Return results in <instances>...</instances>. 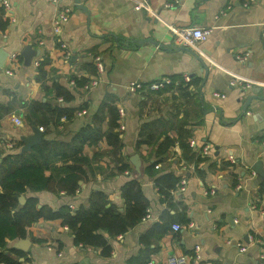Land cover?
<instances>
[{
    "label": "crops",
    "instance_id": "obj_1",
    "mask_svg": "<svg viewBox=\"0 0 264 264\" xmlns=\"http://www.w3.org/2000/svg\"><path fill=\"white\" fill-rule=\"evenodd\" d=\"M10 1L9 13L0 6V23L6 26L0 28V53L2 49L8 52L0 67V108L9 104L13 108L0 116V151L12 149L23 135L33 133L24 104L87 105L84 115L75 114L60 124L52 120L48 126L35 125L49 139L70 141L83 125L96 123L95 113L106 96L112 95L116 105L126 110L119 152L127 157L132 170L109 175L116 167L108 153L101 160L102 167L108 168L106 174L97 171L96 178L81 180L76 194L48 190L29 194L37 196L41 205L58 209L69 204L76 209L89 206L93 190H104L113 202L126 208L121 189L138 177L150 201L152 218L112 238L110 256H104L101 248L76 243L71 230L55 219H41L29 226L27 237L10 240L8 247L26 252L25 264H147L149 260H166L171 254L197 253L200 258L194 264H264V175L253 168L261 160L264 170V0L249 6L242 0H180L175 6L167 5L173 0H148L150 10L137 9L134 0H80L79 5L76 0H65L73 11L59 35L53 29L57 8L49 0ZM169 24L205 26L213 31L205 41L179 45ZM63 43L73 53L70 59ZM28 45L40 50L30 64L23 53ZM246 50H250L248 59L240 61L238 53ZM98 55L105 65L102 81L85 90L76 79L88 82L98 75ZM186 74L201 81L198 86L191 85L190 97L180 104L171 101L166 105L171 89L147 88L158 78H185ZM133 81H140L145 89L131 91L128 85ZM44 84L52 91L57 84L71 91L74 99L66 101L55 92L48 93ZM251 94L260 97L244 109ZM159 96L165 101L161 99L156 107ZM179 112L180 117L187 113L191 138L199 147L204 142L212 144L209 156L189 161L179 141L159 157L155 146L137 147L144 121ZM16 115L22 117L19 125L14 121ZM102 127L104 131L109 128L107 119ZM170 134L177 137L179 133L171 129ZM100 149L108 151L110 147L100 142L86 146L85 152L93 156ZM135 153L141 157L140 172L131 161ZM156 160H160L156 167L163 173L173 171L187 179L185 191L170 192L175 205L160 194L155 178L145 173ZM155 223H167L168 228L162 234L155 230L149 242L143 241ZM174 223L182 227L175 230ZM23 239L29 241L27 247H22ZM239 242L245 243L247 250H240Z\"/></svg>",
    "mask_w": 264,
    "mask_h": 264
},
{
    "label": "trees",
    "instance_id": "obj_2",
    "mask_svg": "<svg viewBox=\"0 0 264 264\" xmlns=\"http://www.w3.org/2000/svg\"><path fill=\"white\" fill-rule=\"evenodd\" d=\"M0 26L1 29L6 28L3 22ZM43 63L40 66V79L44 75ZM173 80L178 85L168 84V88L159 91L177 87L181 97L188 98L191 85L198 86L201 81L199 78L186 81L184 76H175ZM76 82L77 85H84L87 81L82 78L76 79ZM44 88L48 93L52 91L46 84ZM54 88L55 91L52 92H55L56 96H62L66 101L74 99L71 91L61 89L57 84ZM115 102L112 95L106 96L95 113L96 123L83 125L70 141L49 139L45 137L44 132L42 141L33 145L30 150L21 151L24 141L20 139L12 149L0 151V263L25 264L21 257L27 260V253L17 247H8L9 241L27 237L28 227L41 219L60 220L71 230L76 243L101 248L104 256H110L112 253L110 243L112 238L124 234L142 221L150 201L138 177L127 181L121 189L126 208H121L113 202L104 190H93L89 197V206L81 205L76 209L69 204L58 209L48 204L40 206V199L29 194L43 190L76 194L81 187V180L96 178L97 171L106 174L108 168L102 167L101 160L108 153L113 156L112 160L116 167L111 168L109 175L132 170L127 157L119 152L123 142L122 131L119 130L120 114ZM24 105L26 120L32 126H48L52 120L55 124H60L62 116L71 119L76 111L87 106L84 104L79 107L59 106L41 101H32ZM12 108L10 104L2 105L0 116L10 112ZM179 114L180 112L168 118L159 116L144 121L139 131L137 147L140 149L145 145L155 146L156 155L159 157L165 155L176 141H179L189 161H201L204 156L198 155L189 144L192 130L188 128L187 113L182 117ZM105 119L109 122V128L104 131L102 123ZM171 129L178 130L177 137L170 134ZM100 142H106L110 149L108 151L100 149L93 156L85 152L86 146L98 145ZM159 161L150 162L145 168V173L155 178L160 194L164 195L169 203L174 204L170 192L177 187L182 178L173 171L163 173L156 167ZM22 195L26 197L24 203L20 199ZM167 228V223H155L142 240L149 242L148 239L155 230L162 234Z\"/></svg>",
    "mask_w": 264,
    "mask_h": 264
},
{
    "label": "built area",
    "instance_id": "obj_3",
    "mask_svg": "<svg viewBox=\"0 0 264 264\" xmlns=\"http://www.w3.org/2000/svg\"><path fill=\"white\" fill-rule=\"evenodd\" d=\"M51 3H53L56 8L57 12L56 15L54 16L53 19V29L56 35H59L62 31L63 25L66 21L71 16V13L73 11V7L67 3H65V0H49ZM135 1V7L137 9L144 8L147 10H150V5L148 3V0H134ZM257 0H242V4L244 6H249L251 3L256 2ZM180 3V0H173L172 2L168 3L167 5L169 6H175ZM0 6L4 9L5 13H9L12 10V3L10 0H0ZM168 27L174 32L175 34V42L179 45H194L199 42L207 40L213 29L211 27H205V26H185V27H176L173 26L172 24H169ZM3 37H6V33H2ZM262 38L264 40V30L262 31ZM63 47H66V58L70 59L72 57V51L67 48V44L63 43ZM250 54V50H246L244 53H238L237 58L240 61H245L248 59ZM16 54L12 55V58H16ZM96 64L98 67V75L95 76L93 79L90 81L86 82L83 87L85 90H91L92 88L96 87L97 85L100 84L102 81L101 75L105 72V65L102 61V58L100 55L95 56ZM9 73H11V70H8ZM191 76L189 74L185 75V80L186 81H191ZM240 80H246L244 78H240ZM173 79L171 77H162L158 78L152 82H150L147 85V88L152 89V90H158L163 87H165L168 84H172ZM73 84L76 85V82L73 81ZM128 88L131 91H139V90H144L145 86L143 83L140 81H133L128 85ZM216 95H219V93H215ZM63 98L60 97V100ZM119 109V114H120V126L119 130H123L125 127L124 123H122V119L126 114V110L124 107H118ZM87 110L86 109H81L76 112L77 116H81L86 114ZM63 120H67V117L64 115L62 116ZM14 121L16 124H21L22 123V117L20 116H15ZM189 144L192 147V149H195L196 153L201 156H209L212 151V144L209 142H204V144L199 147L196 139L190 138L189 139ZM130 171H127L129 173ZM186 184H187V179L184 176L180 183L177 185L175 189H173V192H177V190L180 191H185L186 190ZM241 187V185H239ZM214 192V190H212ZM152 218V209L149 206L146 210L145 215L143 216L142 220L146 221L148 219ZM68 228V226H66ZM182 227L180 223H174L173 228L175 230H179ZM238 245H240V250L244 251L247 250V245L245 243L239 242ZM197 250H200V245H197ZM200 258V255L197 253L195 256H192L190 254H171L168 256L166 260H149L147 264H194L196 260ZM0 264H7V263H0Z\"/></svg>",
    "mask_w": 264,
    "mask_h": 264
},
{
    "label": "water",
    "instance_id": "obj_4",
    "mask_svg": "<svg viewBox=\"0 0 264 264\" xmlns=\"http://www.w3.org/2000/svg\"><path fill=\"white\" fill-rule=\"evenodd\" d=\"M76 2L79 5L80 0H76ZM24 55H25V61L27 64H30L32 62V57L36 54L40 53V50H36L32 48V45H28L25 47V50L23 51ZM8 57V52L4 49L1 50L0 53V67H2L4 65V62L6 60V58ZM260 97V95L258 94H251L247 97L245 105H244V109L248 108V105L250 104V102L254 99V98H258ZM43 139V132L41 130L40 127L38 126H34L33 127V133L29 134V135H23L22 136V140L24 141V144L21 147V151H27L30 150L31 147L39 142H41ZM131 161L134 163L135 168L138 172L141 171V157L139 153H135L134 155L131 156ZM253 168L259 172L261 175H264V170H263V162L261 160L257 161L255 163V165L253 166ZM21 202L24 203L26 201V197L24 195H22L20 197ZM41 206V204H40ZM21 245L22 247H27L28 246V240L27 239H23L21 241ZM21 260L23 261L24 258L21 257Z\"/></svg>",
    "mask_w": 264,
    "mask_h": 264
},
{
    "label": "rangeland",
    "instance_id": "obj_5",
    "mask_svg": "<svg viewBox=\"0 0 264 264\" xmlns=\"http://www.w3.org/2000/svg\"><path fill=\"white\" fill-rule=\"evenodd\" d=\"M189 90H192V87L189 88ZM168 96L171 97L169 104H168V103L166 104V105H169V106L171 105V101H172V103L177 102L178 104H180L182 101L185 100V99H183V98L181 97V94H180V92L178 91V89H174V88L171 89L170 95H168ZM161 99H163L162 96H159V97H157V98L155 99V105H156V107H160V106H159V101H160ZM163 101H165V99H163ZM129 171H130V170H129Z\"/></svg>",
    "mask_w": 264,
    "mask_h": 264
}]
</instances>
